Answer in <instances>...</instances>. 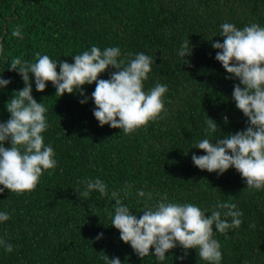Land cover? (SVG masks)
<instances>
[{
	"label": "trees",
	"instance_id": "1",
	"mask_svg": "<svg viewBox=\"0 0 264 264\" xmlns=\"http://www.w3.org/2000/svg\"><path fill=\"white\" fill-rule=\"evenodd\" d=\"M224 23L264 27V0H0V79L11 81L0 88V123L10 119L6 105L25 86L18 72L9 70L16 57L33 62L40 53L58 65L73 64L75 55L92 46L119 47L122 58L144 53L155 61L146 92L157 83L168 88L163 118L128 135L95 119V83L83 86V96L59 97L51 83L37 92L30 75L33 98L47 108L50 126L42 135L57 167L45 171L32 192H0V212L10 217L0 222V239L13 246L11 253L0 246V264H106L104 255L121 264H207L195 249L186 254L179 245L163 261L154 249L139 257L112 227L114 190L138 218L165 194L167 202L194 204L206 217L218 202L235 203L243 212L241 226L226 234L214 228L220 264H264V189H248L234 167L221 175L192 161L194 154H206L194 148L198 141L214 142L249 126L233 99L240 81L228 78L212 47L223 43ZM17 25L23 39L11 34ZM187 38L192 52L182 58L178 52ZM115 71L109 67L98 79H110ZM208 118L218 128L206 135ZM97 178L108 194L81 196L85 186L78 181ZM126 184L132 187L125 198ZM138 190L151 192L152 199L139 197Z\"/></svg>",
	"mask_w": 264,
	"mask_h": 264
},
{
	"label": "clouds",
	"instance_id": "2",
	"mask_svg": "<svg viewBox=\"0 0 264 264\" xmlns=\"http://www.w3.org/2000/svg\"><path fill=\"white\" fill-rule=\"evenodd\" d=\"M221 29L223 43L212 44L218 50L215 58L229 74L228 78L239 79L240 84L234 86L233 99L238 110L247 117L249 126L245 131L214 142L208 138L198 141L194 148L206 154H194L192 161L202 171L221 175L234 167L246 181L248 189L261 190L264 189V27L252 23L238 29L232 23H224ZM11 34L23 39L20 25ZM2 52L3 44L0 43ZM191 52L187 38L178 55L184 58ZM73 59V64L59 62V65L58 61L40 53H36L33 62L23 57L11 59L9 70L18 72L25 86L14 92L6 105L10 119L0 123V186H3L0 192L4 189L17 194L32 192L44 172L57 167L54 150L51 145H45L42 135L50 126L45 115L47 108L33 98L30 75L35 78L37 92H44L46 85L51 83L59 97L76 92L83 96V86L95 83L91 96L95 104V119L101 127L109 125L124 134L130 135L146 128L150 122L162 119L166 114L164 97L168 92L167 86L157 83L149 91L144 90V82L155 63L152 57L137 53L134 58L126 59L122 58L119 47H107L102 51L92 46L90 51L75 55ZM109 67L116 69L110 79H98ZM10 83V80L0 79V88H6ZM81 103H86V99ZM206 124V135L218 128L210 118ZM6 142L10 147L4 146ZM78 183L85 186L80 193L85 198L92 192L102 196L108 194L107 185L99 178ZM131 187L130 184L125 185L128 189L124 192L125 198ZM137 195L152 199L151 192L138 190ZM111 199L115 201L114 214H110L112 227L141 258L149 256L150 250L154 249L155 257L163 261L166 253L179 245L186 254L187 250L195 249L207 264H220L221 245L214 238V228L226 234L229 229L239 228L243 223V212L235 203L218 202L210 217H206L205 212L194 204L167 202L165 194L153 208L146 207L138 218L123 203L120 192L112 191ZM228 217L231 222L226 219ZM9 219L7 213L0 212V222ZM101 238L102 234H99L96 239ZM0 246L7 253L13 251L12 244L4 239H0ZM104 259L106 264H121L119 258L109 259L104 255Z\"/></svg>",
	"mask_w": 264,
	"mask_h": 264
}]
</instances>
